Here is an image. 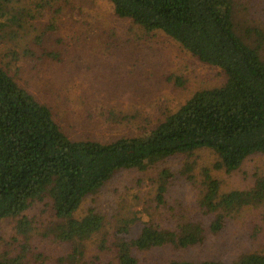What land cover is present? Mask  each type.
<instances>
[{
  "label": "rangeland",
  "instance_id": "rangeland-1",
  "mask_svg": "<svg viewBox=\"0 0 264 264\" xmlns=\"http://www.w3.org/2000/svg\"><path fill=\"white\" fill-rule=\"evenodd\" d=\"M232 2L237 35L256 47L254 32L264 36V0ZM9 6L24 11L10 15L24 17L21 29L0 32V68L50 109L71 140L110 143L144 136L194 93L221 87L226 80L219 68L201 63L164 33H146L117 17L108 0H12ZM217 161L212 151L199 149L144 170L116 172L74 213L80 218L92 208L104 220L90 240L74 244L83 246L77 263L68 260L73 243L58 242L51 233L59 220L50 200L35 202L24 213L32 222L27 235L16 232V219L0 221V260L22 255L24 264H118L116 245L137 237L143 227L177 231L189 223L202 225V244L131 249L136 264L233 263L246 254H264V204L230 212L218 234L209 225L220 212L209 213L200 205L207 175L219 182V195L251 190L264 179V154L248 157L231 173L214 169ZM164 170L169 175L158 204Z\"/></svg>",
  "mask_w": 264,
  "mask_h": 264
},
{
  "label": "trees",
  "instance_id": "trees-1",
  "mask_svg": "<svg viewBox=\"0 0 264 264\" xmlns=\"http://www.w3.org/2000/svg\"><path fill=\"white\" fill-rule=\"evenodd\" d=\"M11 1L0 0V32L22 28L24 15L10 12L24 11L10 8ZM108 1L117 17L130 19L146 33H164L201 63L219 68L226 80L221 87L194 93L144 136L101 143L71 140L50 109L0 68V221L16 219L20 235L31 230L32 222L24 215L31 204L49 199L59 220L51 229L56 241L74 245L90 240L103 228L102 216L92 208L80 218L74 213L120 170H144L172 156L208 149L218 158L214 169L231 173L248 157L264 154V61L258 52L264 36L254 32L253 48L237 35L232 0ZM50 28L54 30L52 24ZM168 175L166 170L160 174L158 204L163 203ZM205 185L200 205L209 213L220 212L209 225L213 234L224 229L230 212L264 204V179L251 190L220 195L217 180L207 175ZM203 241L201 224L181 225L177 231L145 226L137 237L116 245L117 262L136 264L131 249L187 248ZM82 255L83 246L74 245L68 260L77 263ZM0 264H24L23 256ZM171 264H264V254H246L233 263Z\"/></svg>",
  "mask_w": 264,
  "mask_h": 264
}]
</instances>
